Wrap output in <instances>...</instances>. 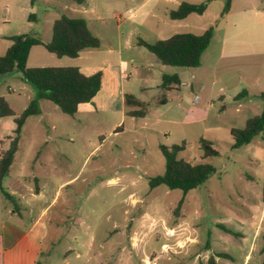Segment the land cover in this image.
Segmentation results:
<instances>
[{
  "label": "rangeland",
  "instance_id": "1",
  "mask_svg": "<svg viewBox=\"0 0 264 264\" xmlns=\"http://www.w3.org/2000/svg\"><path fill=\"white\" fill-rule=\"evenodd\" d=\"M183 1L206 2V8L170 19L168 12ZM226 2L0 0V34L5 36L31 33L45 39L57 17L85 18L103 44L89 62L99 63L109 43L117 52L111 62L122 59L131 75L126 91L146 103L143 117L100 109L71 116L51 101L37 100L48 128H55L45 133L39 117L29 116L14 168L23 171L33 147L47 140L55 145L51 156L57 157L52 164L57 169L51 171L47 163L44 200L53 186L68 180L47 208L49 231L39 264H208L213 252L231 256L216 258L217 264H261L264 141L257 135L232 147L230 129L243 128L263 109L264 0H230L224 11ZM210 26V41L195 67L163 65L136 43L137 38L153 43L175 33L200 34ZM7 43L0 38V53ZM75 63L44 47H35L28 57L34 66ZM171 73L180 85L162 90V75ZM162 94L164 103L159 102ZM0 96L18 115L36 98V90L13 70L0 76ZM2 121L14 124L12 116ZM200 138L210 140L218 154L202 158ZM182 142L177 157L209 163L214 170L184 195L165 185L151 188L149 178L165 168L159 146Z\"/></svg>",
  "mask_w": 264,
  "mask_h": 264
},
{
  "label": "trees",
  "instance_id": "2",
  "mask_svg": "<svg viewBox=\"0 0 264 264\" xmlns=\"http://www.w3.org/2000/svg\"><path fill=\"white\" fill-rule=\"evenodd\" d=\"M83 4L85 0H73ZM230 0H227L224 11L228 10ZM206 8V2L190 3L183 1L176 9L170 10V19H182L190 13L201 14ZM213 27L210 26L200 34L175 33L165 39H159L149 43L142 38H137V44L152 52L158 61L163 65L195 67L200 63V57L207 47ZM10 45L0 55V75L13 70L19 71L23 80L31 83L36 90V98L31 100L26 108L18 115L8 105L6 100L0 96V117L12 116L14 129L9 137L7 148L0 151V191L5 197L14 203L13 197L2 186V180L8 174L15 152L18 148L22 126L27 117L40 113L38 99L51 101L58 109L68 115H74L80 103L91 101L101 87V71H95L90 75L83 74L79 67L67 66H27V57L30 48L34 45H42L48 52L61 57H76L85 48H98L99 38L88 28L83 17H70L61 15L53 20L51 37L43 41L31 33H19L8 36ZM180 79L176 73L163 74L160 88L169 90L177 88ZM264 99V93H261ZM166 98L162 94L160 103ZM125 115L131 117H143L146 114V103L136 98L131 93L124 94ZM230 134L233 137L232 147H239L247 144L257 135L264 141V105L261 113L249 117L243 128H231ZM203 149L202 158L217 155L218 151L212 146V142L205 138L198 140ZM185 143L173 145L168 148L160 145V151L165 159L163 173L149 178V186L154 188L158 185H165L169 189H180L184 194L202 184L214 167L206 162L194 163L177 157L182 151ZM38 190L37 187L34 188ZM261 200L264 204V180L261 185ZM182 203L179 200L177 209ZM224 231L230 232L223 225L218 224ZM264 252V244L261 248ZM231 258L226 252H213L208 258V264H217L215 258ZM264 264V258L261 261Z\"/></svg>",
  "mask_w": 264,
  "mask_h": 264
},
{
  "label": "crops",
  "instance_id": "3",
  "mask_svg": "<svg viewBox=\"0 0 264 264\" xmlns=\"http://www.w3.org/2000/svg\"><path fill=\"white\" fill-rule=\"evenodd\" d=\"M85 21L89 28L86 19ZM50 37L51 34L48 38L40 39L47 41ZM0 38L8 40V43L3 47L5 48L4 51L0 53V55H2L11 42L8 36L0 34ZM35 47L43 46L40 44L32 46L29 54ZM101 48H103V44L100 42L98 48H85L79 52L78 56L73 57L78 63L72 65L79 67L83 74L90 75L95 71H101L100 89L91 101L80 103L74 115L89 113L100 109V111L121 112L124 116H127L125 115L123 100L125 93H131L125 89V82H129L131 75L125 69V63L122 59L119 58L116 64L111 62L110 56L117 52L113 50L109 43L107 44L106 51L100 57L99 63H91L92 60L90 59V55L92 51ZM28 57L27 66H34L28 64ZM89 60L91 62H89ZM41 106L42 104L39 103L40 113L36 115V117H39L37 123L40 125L44 124L46 127L44 132L49 133V131H53L55 127L51 124V128H48L47 124L49 122L43 120L44 111ZM28 118L30 117H27V119ZM27 119L22 126L20 139L24 135ZM14 126L15 124L10 125L2 121V117H0V151L7 148L10 140L9 137L12 134ZM20 139L9 172L2 180V186L13 197L14 203L9 201L0 191V264H39V255L41 254L43 244L49 231V220L45 218L47 208L54 201L59 187L68 181L62 180L58 182L57 185L53 186V194H49V200L45 201L44 199L47 195L45 184H47L49 176V173L45 171L48 166L47 163L49 162L51 164V171L57 169L56 165H52L55 164L54 162L57 157L51 156L52 151L55 150V145L48 144L47 140L37 143L29 153V159L27 163H25L23 171H21L19 167L16 169L14 168L16 167L15 160L20 153ZM34 183L37 185H34ZM35 186L38 188L37 191L34 189ZM218 224L223 225L220 222L215 223L219 228L221 227ZM130 236L131 235H129V239ZM175 241L178 246H182L184 240L178 238ZM76 255L78 256V253H76ZM216 258L215 260L217 263Z\"/></svg>",
  "mask_w": 264,
  "mask_h": 264
}]
</instances>
